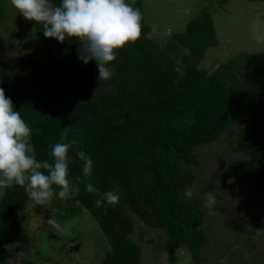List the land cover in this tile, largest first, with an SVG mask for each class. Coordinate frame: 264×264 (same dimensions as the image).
Masks as SVG:
<instances>
[{
  "label": "trees",
  "instance_id": "1",
  "mask_svg": "<svg viewBox=\"0 0 264 264\" xmlns=\"http://www.w3.org/2000/svg\"><path fill=\"white\" fill-rule=\"evenodd\" d=\"M201 1L205 5L182 31L153 39L141 0H126L141 12V35L116 50L109 65L113 75L106 81L98 80L95 61L78 59L80 45L70 39L44 69L21 74L0 67V88L31 128L37 160L51 162L54 144L77 141L68 152V178L79 188L73 199L107 243L96 264H140V246L130 238L131 214L164 232L169 253L185 249L192 263L200 264L202 213L183 195L192 179L183 164L193 162L194 146L229 137L241 117L262 125L231 147L245 159L228 161L221 175L264 193V49L240 50L209 70L201 66L217 43L211 10L231 0ZM50 2L58 6L61 0ZM78 150L93 161L90 177L83 176ZM87 183L98 192H87ZM114 189L119 202L97 207V199ZM1 191L0 264H6L15 256L5 248L17 227L12 213L30 199L25 187L15 184Z\"/></svg>",
  "mask_w": 264,
  "mask_h": 264
},
{
  "label": "rangeland",
  "instance_id": "2",
  "mask_svg": "<svg viewBox=\"0 0 264 264\" xmlns=\"http://www.w3.org/2000/svg\"><path fill=\"white\" fill-rule=\"evenodd\" d=\"M0 67L18 69L21 74L46 68L64 51L63 43L45 38L43 28L27 21L12 6L0 0ZM144 24L153 39H164L182 31L203 5L201 0H141ZM217 43L205 52L201 66L209 70L238 51L257 53L264 49V2L231 0L211 10ZM261 123L241 117L229 137L194 146L192 163L183 164L191 176L183 195L195 201L202 213L203 238L200 264H264V193L242 187L221 175L228 161L244 160L231 147L255 133ZM70 180V179H69ZM232 180V183H228ZM0 189V196L1 191ZM58 188L49 204L25 201L12 213L17 227L6 250L15 256L6 264H96L107 243L88 212L72 198L61 200ZM216 197L210 210L204 207L207 194ZM54 218L56 230L46 223ZM130 238L140 246V264H193L185 249L172 253L166 248L162 230L149 229L132 214Z\"/></svg>",
  "mask_w": 264,
  "mask_h": 264
},
{
  "label": "clouds",
  "instance_id": "3",
  "mask_svg": "<svg viewBox=\"0 0 264 264\" xmlns=\"http://www.w3.org/2000/svg\"><path fill=\"white\" fill-rule=\"evenodd\" d=\"M11 4L25 20L41 25L45 38L61 43L66 39L78 42V59L85 64L95 61L99 81L113 75L109 65L116 60V50L135 43L141 35V12L126 0H61L58 6L50 0H11ZM31 132L20 112L14 110L12 100L0 88V189L13 184L25 187L35 205L49 204L54 186L59 189L61 200L76 196L79 188L68 178V152L77 141L54 144L52 161H39L30 143ZM76 156L83 162V176L90 177L92 159L82 150L76 151ZM85 190L98 192L91 183L86 184ZM119 200L118 189H114L104 192L96 204L97 207L103 202L116 205ZM215 203L216 197L207 194L204 207L210 210L209 214ZM46 223L56 230L61 227L51 217Z\"/></svg>",
  "mask_w": 264,
  "mask_h": 264
}]
</instances>
